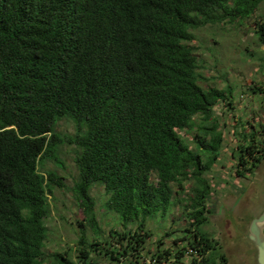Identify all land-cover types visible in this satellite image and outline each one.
<instances>
[{
  "label": "trees",
  "instance_id": "16d2710c",
  "mask_svg": "<svg viewBox=\"0 0 264 264\" xmlns=\"http://www.w3.org/2000/svg\"><path fill=\"white\" fill-rule=\"evenodd\" d=\"M263 1L0 0V264L45 262L48 196L65 184L39 166L46 158L60 162L66 140L55 129L63 118L77 125L67 142L79 149L74 191L94 236L83 231L78 262L56 254L58 264H98L94 253L139 262L152 237L147 222L165 216L191 181L183 234L193 237L178 256L211 264L217 243L201 230L209 221L204 176L225 142L216 107L232 105L234 90L200 86L194 32L246 21ZM254 32L264 45V18ZM261 126L247 132L243 124L232 151L236 176L253 174L264 160ZM193 130L191 147L181 132ZM95 185L109 195L105 206L121 216L123 231L103 237L90 194ZM163 241L154 264L170 252Z\"/></svg>",
  "mask_w": 264,
  "mask_h": 264
},
{
  "label": "rangeland",
  "instance_id": "374dc122",
  "mask_svg": "<svg viewBox=\"0 0 264 264\" xmlns=\"http://www.w3.org/2000/svg\"><path fill=\"white\" fill-rule=\"evenodd\" d=\"M263 18L264 1L253 17L246 21L210 25L194 32L196 39L192 44L196 47L200 64V86L219 90L231 87L234 90L232 105L223 102L216 107L225 132V142L219 160L209 167L204 176L210 185L207 197L209 221L201 226V230L217 243L208 252L211 264H224L221 254L225 255L226 264H256V250L247 240V234L252 219L260 216L264 210V160L253 174L239 177L235 173L236 159L232 151L241 141L243 124L246 123L247 132L259 131L264 124V95L255 91L259 87L264 89V45L254 32L256 22ZM55 131L66 140L60 148V162L46 158L41 161L39 171L45 174L56 171L64 177L65 186L55 188L53 194L48 196L50 207L46 218L48 238L44 264H58L56 254H64L66 259L78 262V241L82 232L87 234L90 241L94 236L74 191L78 181L75 157L79 149L67 142L70 136L76 134L77 125L71 119L63 118L57 122ZM195 133L196 130H193L181 132V135L192 142ZM191 144V147L195 146L193 142ZM195 184V181L188 182L185 191L179 196L175 195L174 206L165 216L159 214L147 222L145 230L152 237L147 238L139 262L128 263L127 259L120 263L108 262L94 253L98 264H154L158 259L152 260L151 257L156 255L161 238L164 240L162 251L169 249L170 252L160 258L158 264H191V257L178 256L177 250L190 248L185 239H192L193 236H185L183 232L189 225L187 209H191L187 197H192ZM200 191L204 192L203 186ZM90 194L95 202L103 237H108L111 230L123 231L121 216L105 206L109 195L104 187L95 185ZM128 229L134 231L137 226L132 225ZM169 232L171 235L168 237ZM176 238L182 241L176 242Z\"/></svg>",
  "mask_w": 264,
  "mask_h": 264
},
{
  "label": "water",
  "instance_id": "95a60500",
  "mask_svg": "<svg viewBox=\"0 0 264 264\" xmlns=\"http://www.w3.org/2000/svg\"><path fill=\"white\" fill-rule=\"evenodd\" d=\"M247 240L255 247L256 264H264V211L250 222Z\"/></svg>",
  "mask_w": 264,
  "mask_h": 264
},
{
  "label": "flooded vegetation",
  "instance_id": "af4514ba",
  "mask_svg": "<svg viewBox=\"0 0 264 264\" xmlns=\"http://www.w3.org/2000/svg\"><path fill=\"white\" fill-rule=\"evenodd\" d=\"M264 211V210H263ZM263 211H262V213H263ZM261 215V214H260ZM253 220V219H252Z\"/></svg>",
  "mask_w": 264,
  "mask_h": 264
}]
</instances>
